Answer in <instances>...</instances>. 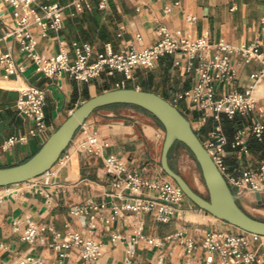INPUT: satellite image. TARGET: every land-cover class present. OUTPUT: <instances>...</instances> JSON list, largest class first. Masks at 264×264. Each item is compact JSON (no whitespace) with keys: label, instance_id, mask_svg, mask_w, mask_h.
I'll list each match as a JSON object with an SVG mask.
<instances>
[{"label":"crops","instance_id":"crops-1","mask_svg":"<svg viewBox=\"0 0 264 264\" xmlns=\"http://www.w3.org/2000/svg\"><path fill=\"white\" fill-rule=\"evenodd\" d=\"M37 5L57 4L63 8L62 28L42 34L32 27L30 33L36 45L34 52L41 58L64 50L70 61L84 45L91 48L94 60L104 55L110 46L115 53L133 48L145 49L159 39L158 30L167 28L174 35L191 38L206 36L211 42L224 41L233 45L261 44L264 51V0H87L86 6L76 12L70 0H35ZM11 9L0 0V56L9 54L15 72L8 74L0 64V168L25 162L34 155L46 138L79 105L100 93L133 88L152 92L172 103L190 121L194 132L204 144L212 140L217 126L213 118L200 126V110L186 101H174V96L188 90L195 83L193 72L185 73L174 65L175 58L166 56L153 68H135L132 78L124 82V76L105 72L89 83H79L67 74L48 78L36 71L32 59L21 51L18 41L4 38L12 26ZM188 19H192L189 21ZM236 69V78L229 84L217 87V92H243L250 84L249 76L260 67L257 60L243 61L239 55L231 57ZM182 64L185 61L182 60ZM27 87L46 91L44 106L46 137H28L27 143L3 149L12 136L28 135L34 122L18 113L16 102ZM257 108L246 116L220 118V127L226 137L223 147L225 175L240 178L246 170L259 169L264 161V141L253 136L250 127L255 122L264 123V84L256 90ZM85 128L99 139L96 154L78 152L72 143L64 158L46 174L29 182L0 188V264H16L21 257L40 258L43 264H56L64 250L49 247L53 241L69 230L93 237L102 246V255L95 264H125L126 250L134 249L133 264H200L205 261L206 250L202 248L209 232H225L232 236L248 235L250 251H264V237L245 233L206 212L185 199L181 209L175 210L167 223L157 222L154 215H136L131 211H119L114 220H98L95 213L72 215L74 206L107 203L105 218L114 213L111 204L122 205L125 200L112 197L109 186L111 176L105 172V163L110 158L119 159L128 172H136L150 181L171 180L161 168V152L164 130L158 121L141 109L131 106H108L96 110L85 122ZM245 132L247 151L232 147L236 134ZM190 153L180 143H175L169 152V164L188 185L187 180L196 176L190 170ZM191 159L193 157L191 156ZM195 161V160H194ZM196 163V162H195ZM143 198L155 199L156 194L144 190ZM237 203L247 214L253 211L264 215V192L258 204L255 194H246ZM110 206V207H109ZM142 220V236L153 238L156 245H148L137 238L138 221ZM96 229L88 231L89 222ZM19 230H13V223ZM29 224L41 226L45 231L30 246L21 238V231ZM113 234H120L122 241L113 244ZM138 239L134 243V239ZM192 240L195 249L188 253L186 242ZM217 261V260H216ZM65 264H87L72 250Z\"/></svg>","mask_w":264,"mask_h":264},{"label":"built area","instance_id":"built-area-1","mask_svg":"<svg viewBox=\"0 0 264 264\" xmlns=\"http://www.w3.org/2000/svg\"><path fill=\"white\" fill-rule=\"evenodd\" d=\"M4 2L11 9L12 18V26L7 30L4 38L12 37L18 41L21 51L34 62L36 71L48 78L67 74L79 83H89L105 72H116L122 74L126 82L132 78L133 69H151L161 58L174 57L176 67L185 73L193 72L195 76V83L188 90L177 93L174 101H186L189 105L196 106L201 112L200 126H203L209 118H213L216 122L217 126L211 134L212 140L202 144L224 176L236 199L246 194L254 195L264 192V161L259 169L246 170L240 178L224 174L226 167L223 161V147L226 144V137L220 127L222 115L233 119L236 116H246L257 108L256 90L258 86L264 84V51L260 50L259 42L251 45H233L224 41L211 42L206 36L198 38H191L187 35L178 36L172 34L167 28L161 27L158 30V41L142 50L130 48L115 53L108 46L104 55L91 60V48L84 45L81 50L76 51L73 62L62 49L56 54L41 58L34 52L36 42L30 29L35 27L44 35L50 31L58 33L62 28L63 8L57 4L37 5L35 0H4ZM86 2L87 0H70V5L76 12H80L86 6ZM188 20L192 21V19ZM235 54L239 55L243 61L257 60L260 67L249 76L250 84L243 92L218 93L217 87L229 84L236 78L237 72L231 61V57ZM182 60L185 61L184 65ZM0 64L6 66L8 74L15 72L9 54L0 56ZM45 100V90L27 87L22 91L15 105L16 110L20 115L33 120L35 127L28 135L8 138L3 149L17 144H26L29 136L46 137L48 126L44 114ZM250 130L255 139L260 142L264 141V123L255 122ZM244 134L245 132L236 134L231 144L233 148H238L243 152L247 151ZM72 143L75 144L76 151L91 154H96L100 147L98 136L88 132L85 123L77 131ZM65 152L58 162L66 157ZM105 172L112 177L109 181L112 197L124 199L125 202L120 206L111 204L114 213L108 218H105L103 214L108 207L105 202L94 204L89 201L86 205L74 206L70 212L72 215L83 216L93 212L98 220L109 222L119 215V211H131L136 215L151 213L157 222L167 223L174 211L181 209L186 199L172 180L158 182L144 179L136 172H128L125 165L117 158H110L106 161ZM144 190L154 192L155 199L143 198ZM137 224V238L144 239L148 245H156L155 239L142 236V220H139ZM19 229V223L14 222L13 230L18 231ZM95 229L96 224L90 221L87 230L90 232ZM44 231V227L29 224L21 231V238L32 246ZM57 236L61 242L53 241L49 244L53 250H64L60 253L56 264H65L64 260L72 250L77 251L87 264H95L102 255V246L93 237H86L82 232L69 230L63 236ZM247 236H232L222 231L207 233L202 244L207 256L200 264H264V251L259 253L248 250ZM137 238L134 239V243L138 242ZM122 239L120 234H113L111 242L116 244ZM186 249L188 253H191L195 249V243L188 240ZM134 255V249H127L124 263L133 264ZM16 264H43V260L21 256L16 260ZM160 264L166 263L161 262Z\"/></svg>","mask_w":264,"mask_h":264},{"label":"water","instance_id":"water-1","mask_svg":"<svg viewBox=\"0 0 264 264\" xmlns=\"http://www.w3.org/2000/svg\"><path fill=\"white\" fill-rule=\"evenodd\" d=\"M125 105L143 110L162 126L165 136L161 152L162 171L198 209L245 233L264 237V220L240 208L224 176L194 132L190 121L169 101L159 95L133 88H121L95 95L77 108L46 138L39 150L25 162L0 168V188L23 184L49 172L71 144L87 119L98 109ZM175 143L186 147L195 160L208 196L195 192L169 164V152ZM257 203L261 194L255 193Z\"/></svg>","mask_w":264,"mask_h":264},{"label":"rangeland","instance_id":"rangeland-1","mask_svg":"<svg viewBox=\"0 0 264 264\" xmlns=\"http://www.w3.org/2000/svg\"><path fill=\"white\" fill-rule=\"evenodd\" d=\"M189 165H190V170L194 173V175L196 176V181H197V184L198 185H195L194 183V180L192 177H187L188 178V182L194 186L196 189L198 188L197 190V193L200 194L201 196L203 197H207L208 196V193H207V190L205 188V185H204V182H203V179H202V176H201V173H200V170L197 166V164L195 163L194 159H191V154H190V159H189ZM252 217H255L257 219H261V220H264V215H258L257 213L251 211L250 212Z\"/></svg>","mask_w":264,"mask_h":264},{"label":"trees","instance_id":"trees-1","mask_svg":"<svg viewBox=\"0 0 264 264\" xmlns=\"http://www.w3.org/2000/svg\"><path fill=\"white\" fill-rule=\"evenodd\" d=\"M118 106H125V105H118ZM197 135V134H196ZM174 170V169H173ZM175 171V170H174ZM176 172V171H175Z\"/></svg>","mask_w":264,"mask_h":264}]
</instances>
